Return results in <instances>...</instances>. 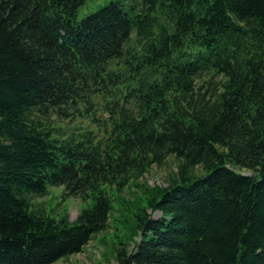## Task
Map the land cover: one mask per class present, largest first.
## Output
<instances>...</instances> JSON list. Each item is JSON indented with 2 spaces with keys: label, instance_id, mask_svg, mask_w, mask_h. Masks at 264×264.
<instances>
[{
  "label": "trees",
  "instance_id": "1",
  "mask_svg": "<svg viewBox=\"0 0 264 264\" xmlns=\"http://www.w3.org/2000/svg\"><path fill=\"white\" fill-rule=\"evenodd\" d=\"M85 2L0 0V264L67 260L114 217L118 264H264V0ZM79 104L102 131L52 118ZM50 188L76 221L33 202Z\"/></svg>",
  "mask_w": 264,
  "mask_h": 264
},
{
  "label": "rangeland",
  "instance_id": "2",
  "mask_svg": "<svg viewBox=\"0 0 264 264\" xmlns=\"http://www.w3.org/2000/svg\"><path fill=\"white\" fill-rule=\"evenodd\" d=\"M140 1L142 0H86L85 4L78 11L77 19L81 21L112 2L121 3L126 10L134 14L135 11L131 8ZM99 102L101 101L99 100ZM87 107L90 108L91 106L87 105ZM87 107L83 104H79L77 109L69 111V116H64L62 119L58 118V115L55 114L52 118H55L57 124L67 133L84 132L87 129L102 131L105 122L100 120H105V116L103 117L106 113L104 112L105 106L95 104L91 107L89 112L87 111ZM92 116L95 118L94 122L92 121ZM171 170H176L175 162L172 157L166 165H154L151 171L146 174L141 181L146 182L150 186L167 187ZM244 173L250 174L248 171H244ZM33 202L47 210L51 215L53 211H67L72 222L77 220L81 211L87 206V203L83 202L81 199L65 195L64 188H50L47 196L41 198L36 197ZM115 215L117 219H122V216L124 218L121 212H115ZM153 216L158 218L160 214L155 213ZM116 224L114 217V219L111 220L110 229L98 234L96 238L87 245L83 252L71 256L67 260L59 261L56 264H118L116 259L111 255L110 249L115 242L112 236L115 234Z\"/></svg>",
  "mask_w": 264,
  "mask_h": 264
}]
</instances>
